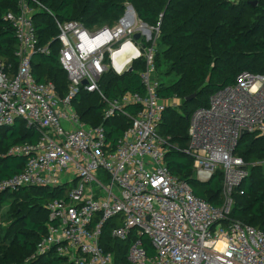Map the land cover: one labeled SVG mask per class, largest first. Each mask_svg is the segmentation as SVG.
Wrapping results in <instances>:
<instances>
[{
	"label": "built area",
	"instance_id": "2783aa9c",
	"mask_svg": "<svg viewBox=\"0 0 264 264\" xmlns=\"http://www.w3.org/2000/svg\"><path fill=\"white\" fill-rule=\"evenodd\" d=\"M18 2V14L6 16L15 27L19 63L13 73L0 59V129L22 121L41 136L36 144L9 150L26 166L0 183V193L38 187L61 194L46 206L49 223L37 255L54 253L65 264H115L102 245L112 224V239L129 244L126 264H264V233L229 221L232 200L213 206L166 165L168 140L158 130L169 105L158 96L155 63L160 24L142 22L130 4L113 27L90 30L79 22L57 21L59 61L69 81L62 98L53 83H38L33 71L35 55L50 52L40 46L34 24L37 9H47L37 1L38 8L29 0ZM140 60L144 95L109 99L100 89L102 78L123 76ZM81 89L100 96L105 121L130 120L116 144L104 125H90L76 111ZM129 107L137 113H129ZM244 132L264 137V75L241 73L235 85L213 94L208 106L193 114L187 153L198 181L207 183L220 171L224 192L245 194L240 187L249 177L248 164L237 154Z\"/></svg>",
	"mask_w": 264,
	"mask_h": 264
},
{
	"label": "trees",
	"instance_id": "16d2710c",
	"mask_svg": "<svg viewBox=\"0 0 264 264\" xmlns=\"http://www.w3.org/2000/svg\"><path fill=\"white\" fill-rule=\"evenodd\" d=\"M36 1L53 15L39 9ZM29 4L38 8L34 24L40 46H49L50 50L48 55L37 54L33 58L35 78L38 83H53L62 98L68 94L69 81L59 61L57 21L79 22L90 30L113 27L130 4L142 22L150 27L160 24L155 56L158 96L164 101L182 99L185 107L182 112L167 108L158 130L168 140L166 165L198 198L222 207L224 204L219 201L224 193L222 173L218 171L207 183L195 176L194 159L187 153L190 120L197 110L208 106L213 94L235 85L241 73L264 75V0H29ZM18 12V0H0V59L12 67L13 73L19 63L16 56L19 44L15 27L6 16ZM144 70V61L140 60L134 63L132 72L123 76L108 73L102 78L100 89L109 99L127 93L144 95L140 78ZM194 94L197 98L186 102ZM104 108L98 94L81 89L75 101L76 111L84 122L104 125L109 141L116 144L130 127V120L121 116L105 121ZM127 110L132 115L138 111L135 107ZM40 136L38 131L27 129L22 121L0 129V183L21 174L26 166L24 158L9 155V150L17 145L36 144ZM237 154L253 164V168L240 187L245 194L237 193L229 221H238L264 233V165H258L264 162V137L245 136ZM11 196L17 202L16 215L8 226L0 227V264H65L54 253L37 255V246L49 223L46 206L61 197L59 191L28 187L0 193V206ZM33 207L43 210L46 217L35 220L32 214H23ZM111 225L104 230L102 245L114 255L115 264H126L129 244L112 239ZM142 240L152 256L151 242L146 237Z\"/></svg>",
	"mask_w": 264,
	"mask_h": 264
},
{
	"label": "rangeland",
	"instance_id": "374dc122",
	"mask_svg": "<svg viewBox=\"0 0 264 264\" xmlns=\"http://www.w3.org/2000/svg\"><path fill=\"white\" fill-rule=\"evenodd\" d=\"M94 99L96 100V98ZM166 102L170 108H173V110H176L177 112H182V110H184L185 108L183 105L184 101L182 99L175 98L171 101H166ZM193 108L194 106L191 107V109ZM247 164H248V175H251L253 164L251 163H247ZM258 165L263 166L264 162H259ZM237 196L238 195L235 190L231 192V196L228 192H224L223 195L220 197L219 201L225 204L227 202V199H231L232 206H233L238 200ZM15 204H17V202H15L14 197L11 196L6 202H4L0 206V227L1 228L8 226L9 225L8 222L15 218V215H16L15 207H14ZM23 214L24 215L32 214L31 217L34 218L35 220H43L46 217V213L43 210H40L39 208H34V207L30 208L26 213H23Z\"/></svg>",
	"mask_w": 264,
	"mask_h": 264
},
{
	"label": "water",
	"instance_id": "95a60500",
	"mask_svg": "<svg viewBox=\"0 0 264 264\" xmlns=\"http://www.w3.org/2000/svg\"><path fill=\"white\" fill-rule=\"evenodd\" d=\"M140 37H141L140 34H136V35L134 36V39H135L136 41H138V40L140 39ZM129 72H132V69H129ZM84 84L86 85L87 82H84ZM196 98H197V95L194 94V95L188 97V98L186 99V102H192V101L195 100ZM243 135L246 136V135H248V133H247V132H244Z\"/></svg>",
	"mask_w": 264,
	"mask_h": 264
}]
</instances>
